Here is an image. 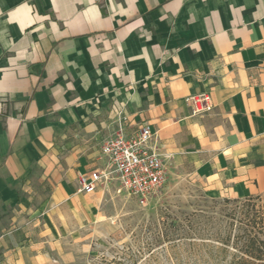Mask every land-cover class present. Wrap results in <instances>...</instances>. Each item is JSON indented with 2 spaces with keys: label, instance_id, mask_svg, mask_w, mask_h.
Here are the masks:
<instances>
[{
  "label": "crops",
  "instance_id": "0c3cea01",
  "mask_svg": "<svg viewBox=\"0 0 264 264\" xmlns=\"http://www.w3.org/2000/svg\"><path fill=\"white\" fill-rule=\"evenodd\" d=\"M143 125L167 175L264 194V0H0V264L66 263L45 242L98 235L116 184L78 175Z\"/></svg>",
  "mask_w": 264,
  "mask_h": 264
},
{
  "label": "rangeland",
  "instance_id": "374dc122",
  "mask_svg": "<svg viewBox=\"0 0 264 264\" xmlns=\"http://www.w3.org/2000/svg\"><path fill=\"white\" fill-rule=\"evenodd\" d=\"M115 189L98 235L63 241L61 249L45 242V251L73 254L56 264H232L235 244L252 220H261L264 238V194L241 200L211 196L180 173L168 174L144 205ZM8 218L0 213V233L11 227Z\"/></svg>",
  "mask_w": 264,
  "mask_h": 264
},
{
  "label": "built area",
  "instance_id": "2783aa9c",
  "mask_svg": "<svg viewBox=\"0 0 264 264\" xmlns=\"http://www.w3.org/2000/svg\"><path fill=\"white\" fill-rule=\"evenodd\" d=\"M203 101L208 102L209 98L185 99L194 104V114L210 110V106L198 107ZM101 155L106 160L104 168L78 175L79 193L90 194L101 185L114 183L116 194L124 193L144 205L166 183L167 173L155 146V134L148 126H140L133 136L125 135L119 127L104 141Z\"/></svg>",
  "mask_w": 264,
  "mask_h": 264
},
{
  "label": "trees",
  "instance_id": "16d2710c",
  "mask_svg": "<svg viewBox=\"0 0 264 264\" xmlns=\"http://www.w3.org/2000/svg\"><path fill=\"white\" fill-rule=\"evenodd\" d=\"M0 213L2 211L0 210ZM241 241L235 244L232 264H264V238L261 220H252ZM1 235V233H0Z\"/></svg>",
  "mask_w": 264,
  "mask_h": 264
}]
</instances>
